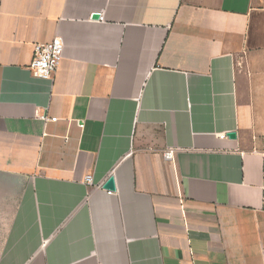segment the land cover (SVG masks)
I'll return each instance as SVG.
<instances>
[{
  "label": "crops",
  "instance_id": "0c3cea01",
  "mask_svg": "<svg viewBox=\"0 0 264 264\" xmlns=\"http://www.w3.org/2000/svg\"><path fill=\"white\" fill-rule=\"evenodd\" d=\"M250 133L264 0H0V264H264Z\"/></svg>",
  "mask_w": 264,
  "mask_h": 264
},
{
  "label": "built area",
  "instance_id": "2783aa9c",
  "mask_svg": "<svg viewBox=\"0 0 264 264\" xmlns=\"http://www.w3.org/2000/svg\"><path fill=\"white\" fill-rule=\"evenodd\" d=\"M63 54V41L60 37L56 36L51 39L49 42L43 44H34L32 59L29 64V70L31 71L33 76L40 78H51L61 59ZM51 120H55L52 118ZM78 126H82L80 122ZM224 136V134L222 135ZM164 158L166 160H171L173 157V150L168 149L165 150ZM262 155V171H261V179L264 183V150H261ZM85 182L88 184H92L91 176H86ZM98 187H102V184H98ZM107 193L111 194L112 191L107 190Z\"/></svg>",
  "mask_w": 264,
  "mask_h": 264
},
{
  "label": "rangeland",
  "instance_id": "374dc122",
  "mask_svg": "<svg viewBox=\"0 0 264 264\" xmlns=\"http://www.w3.org/2000/svg\"><path fill=\"white\" fill-rule=\"evenodd\" d=\"M261 84H258L256 86V88L258 89L255 93H252L250 95H253V99H255V104L257 106H260L261 104V98L263 96V86H259ZM248 141L247 143L252 146V147H256V146H260L261 150H264V134L263 133H250L247 134V138Z\"/></svg>",
  "mask_w": 264,
  "mask_h": 264
},
{
  "label": "water",
  "instance_id": "95a60500",
  "mask_svg": "<svg viewBox=\"0 0 264 264\" xmlns=\"http://www.w3.org/2000/svg\"><path fill=\"white\" fill-rule=\"evenodd\" d=\"M92 18L93 19H98L99 18V13H93L92 14ZM227 136L229 138H236V133L235 132H230L227 134ZM102 188L105 190H109V191H114L115 190V182H114V178L112 176H109L107 178V180L103 183Z\"/></svg>",
  "mask_w": 264,
  "mask_h": 264
}]
</instances>
